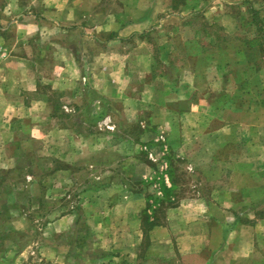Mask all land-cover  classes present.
Masks as SVG:
<instances>
[{
    "label": "rangeland",
    "instance_id": "1",
    "mask_svg": "<svg viewBox=\"0 0 264 264\" xmlns=\"http://www.w3.org/2000/svg\"><path fill=\"white\" fill-rule=\"evenodd\" d=\"M0 264H264V0H0Z\"/></svg>",
    "mask_w": 264,
    "mask_h": 264
}]
</instances>
